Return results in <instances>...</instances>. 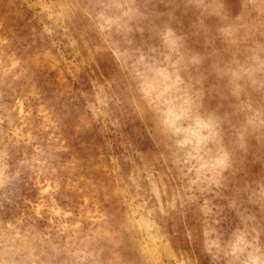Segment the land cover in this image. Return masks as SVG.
Segmentation results:
<instances>
[{
    "label": "rangeland",
    "instance_id": "rangeland-1",
    "mask_svg": "<svg viewBox=\"0 0 264 264\" xmlns=\"http://www.w3.org/2000/svg\"><path fill=\"white\" fill-rule=\"evenodd\" d=\"M0 264H264V0H0Z\"/></svg>",
    "mask_w": 264,
    "mask_h": 264
}]
</instances>
